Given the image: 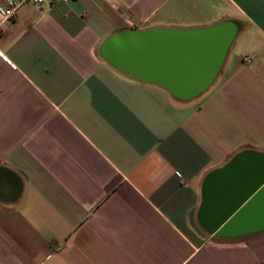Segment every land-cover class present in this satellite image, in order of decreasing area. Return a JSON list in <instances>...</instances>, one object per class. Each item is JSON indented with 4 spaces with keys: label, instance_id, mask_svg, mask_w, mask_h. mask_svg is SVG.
I'll return each instance as SVG.
<instances>
[{
    "label": "crops",
    "instance_id": "crops-1",
    "mask_svg": "<svg viewBox=\"0 0 264 264\" xmlns=\"http://www.w3.org/2000/svg\"><path fill=\"white\" fill-rule=\"evenodd\" d=\"M224 20L222 71L189 100L100 53L119 30ZM245 150L264 152V0H68L0 29V264H264V230L198 219L206 175Z\"/></svg>",
    "mask_w": 264,
    "mask_h": 264
},
{
    "label": "water",
    "instance_id": "water-1",
    "mask_svg": "<svg viewBox=\"0 0 264 264\" xmlns=\"http://www.w3.org/2000/svg\"><path fill=\"white\" fill-rule=\"evenodd\" d=\"M238 31L233 20L197 28L124 29L106 37L100 53L117 69L189 100L221 73ZM6 172L16 198L21 182L14 172ZM198 219L207 232L221 238L264 230V152L242 151L206 175Z\"/></svg>",
    "mask_w": 264,
    "mask_h": 264
},
{
    "label": "built area",
    "instance_id": "built-area-1",
    "mask_svg": "<svg viewBox=\"0 0 264 264\" xmlns=\"http://www.w3.org/2000/svg\"><path fill=\"white\" fill-rule=\"evenodd\" d=\"M68 0H0V29L4 24L14 19L17 11L24 5H31L39 12L43 13L46 9L53 8L59 2ZM121 15L127 23L133 24L132 14L129 10H122ZM250 57H245L244 61H250Z\"/></svg>",
    "mask_w": 264,
    "mask_h": 264
}]
</instances>
